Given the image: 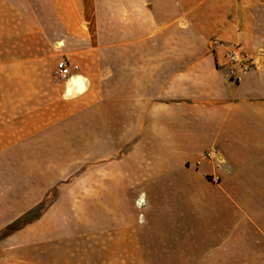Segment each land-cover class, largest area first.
<instances>
[{
  "label": "crops",
  "instance_id": "1",
  "mask_svg": "<svg viewBox=\"0 0 264 264\" xmlns=\"http://www.w3.org/2000/svg\"><path fill=\"white\" fill-rule=\"evenodd\" d=\"M81 1L59 25L0 0V188L18 189L2 218L80 156L105 264H264V0ZM231 43L255 62L239 83ZM61 59L86 81L76 98L42 83Z\"/></svg>",
  "mask_w": 264,
  "mask_h": 264
},
{
  "label": "rangeland",
  "instance_id": "2",
  "mask_svg": "<svg viewBox=\"0 0 264 264\" xmlns=\"http://www.w3.org/2000/svg\"><path fill=\"white\" fill-rule=\"evenodd\" d=\"M28 2L42 5L43 18L56 15L59 25L66 21L75 25L80 19L81 13L76 9L81 0ZM51 5L53 11H50ZM53 72L51 69L50 75L45 76L47 80L42 83L63 84L55 79ZM45 77L33 79L40 81ZM74 163L75 170L69 177L59 180L58 185L27 213L16 219H6L2 218L0 211V264H105L97 250L98 228L103 226L104 221L100 217H103L104 209L98 203L97 189L82 186L81 157L75 156ZM18 174L9 173L10 177ZM7 189L11 192L9 201L12 203V192L18 189L0 188V197ZM1 201L2 198L0 210L3 206Z\"/></svg>",
  "mask_w": 264,
  "mask_h": 264
},
{
  "label": "built area",
  "instance_id": "3",
  "mask_svg": "<svg viewBox=\"0 0 264 264\" xmlns=\"http://www.w3.org/2000/svg\"><path fill=\"white\" fill-rule=\"evenodd\" d=\"M217 45L220 42H216ZM215 43V44H216ZM224 67L227 69L228 77L234 83H239L242 75L255 66L252 57L245 54L240 43H231L224 45ZM77 67H74L76 69ZM54 77L59 82H66L71 75V67L65 59H61L56 63L54 69ZM207 157H214L215 152H209Z\"/></svg>",
  "mask_w": 264,
  "mask_h": 264
},
{
  "label": "bare ground",
  "instance_id": "4",
  "mask_svg": "<svg viewBox=\"0 0 264 264\" xmlns=\"http://www.w3.org/2000/svg\"><path fill=\"white\" fill-rule=\"evenodd\" d=\"M58 46H61V43H59ZM85 86H86V81L81 76L79 75L71 76L68 79V81L65 83L64 98L67 99L69 98L73 99L74 97L76 98L81 94ZM143 201H144V196L141 195L136 202V206L141 208L143 206L142 205Z\"/></svg>",
  "mask_w": 264,
  "mask_h": 264
}]
</instances>
